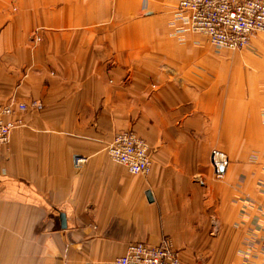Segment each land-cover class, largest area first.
<instances>
[{"label": "crops", "instance_id": "crops-1", "mask_svg": "<svg viewBox=\"0 0 264 264\" xmlns=\"http://www.w3.org/2000/svg\"><path fill=\"white\" fill-rule=\"evenodd\" d=\"M177 2L0 0V104L42 103L0 148V264H111L164 237L185 264H264V36L215 47ZM125 130L146 174L107 155Z\"/></svg>", "mask_w": 264, "mask_h": 264}, {"label": "built area", "instance_id": "built-area-1", "mask_svg": "<svg viewBox=\"0 0 264 264\" xmlns=\"http://www.w3.org/2000/svg\"><path fill=\"white\" fill-rule=\"evenodd\" d=\"M177 5L188 17L189 30L205 35L210 44L218 48L241 50L253 37L264 32V0H178ZM28 106L40 109L42 103L33 100L29 104L12 101L0 104V148L9 142L12 130L23 124L18 114ZM106 152L114 163L124 166L131 174H146L150 169L148 145L133 130L117 132ZM85 160L82 156H74V168H81ZM210 163L215 179H221L227 164L225 156L213 151ZM259 253L264 259V239L260 242ZM111 264L185 263L170 239L164 237L155 245L129 243L124 253L115 257Z\"/></svg>", "mask_w": 264, "mask_h": 264}, {"label": "water", "instance_id": "water-1", "mask_svg": "<svg viewBox=\"0 0 264 264\" xmlns=\"http://www.w3.org/2000/svg\"><path fill=\"white\" fill-rule=\"evenodd\" d=\"M221 170H222V168H221ZM146 196L150 200V193L149 192H146ZM61 223H62V227H64V218L63 217L61 219Z\"/></svg>", "mask_w": 264, "mask_h": 264}, {"label": "rangeland", "instance_id": "rangeland-1", "mask_svg": "<svg viewBox=\"0 0 264 264\" xmlns=\"http://www.w3.org/2000/svg\"><path fill=\"white\" fill-rule=\"evenodd\" d=\"M256 36H264V32H261V33H259L258 35H256ZM235 51V50H234ZM229 52H231V50H229ZM232 52H233V50H232Z\"/></svg>", "mask_w": 264, "mask_h": 264}]
</instances>
